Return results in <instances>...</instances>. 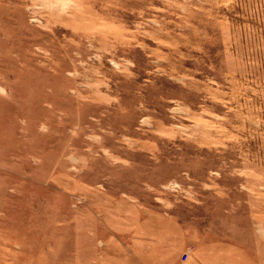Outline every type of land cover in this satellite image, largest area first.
Wrapping results in <instances>:
<instances>
[{"label": "rangeland", "instance_id": "obj_1", "mask_svg": "<svg viewBox=\"0 0 264 264\" xmlns=\"http://www.w3.org/2000/svg\"><path fill=\"white\" fill-rule=\"evenodd\" d=\"M129 206L264 264V0H0V264Z\"/></svg>", "mask_w": 264, "mask_h": 264}, {"label": "crops", "instance_id": "obj_2", "mask_svg": "<svg viewBox=\"0 0 264 264\" xmlns=\"http://www.w3.org/2000/svg\"><path fill=\"white\" fill-rule=\"evenodd\" d=\"M126 209L125 215H108L111 236L104 242L99 264H258L237 245L217 242L190 248L175 220L140 217L139 208Z\"/></svg>", "mask_w": 264, "mask_h": 264}, {"label": "built area", "instance_id": "obj_3", "mask_svg": "<svg viewBox=\"0 0 264 264\" xmlns=\"http://www.w3.org/2000/svg\"><path fill=\"white\" fill-rule=\"evenodd\" d=\"M187 256H188V252H186V253L183 255L182 259H183V260H186V259H187Z\"/></svg>", "mask_w": 264, "mask_h": 264}]
</instances>
